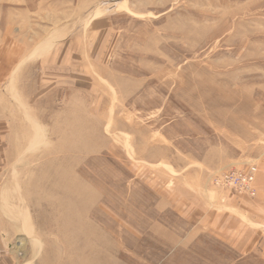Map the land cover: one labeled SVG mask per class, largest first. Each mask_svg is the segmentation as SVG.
Returning a JSON list of instances; mask_svg holds the SVG:
<instances>
[{
  "label": "rangeland",
  "instance_id": "1",
  "mask_svg": "<svg viewBox=\"0 0 264 264\" xmlns=\"http://www.w3.org/2000/svg\"><path fill=\"white\" fill-rule=\"evenodd\" d=\"M5 24L0 264H264L197 210L264 170V0H0Z\"/></svg>",
  "mask_w": 264,
  "mask_h": 264
},
{
  "label": "crops",
  "instance_id": "2",
  "mask_svg": "<svg viewBox=\"0 0 264 264\" xmlns=\"http://www.w3.org/2000/svg\"><path fill=\"white\" fill-rule=\"evenodd\" d=\"M0 29H7V25H0ZM4 72L0 71V78L4 76L3 78L6 80L11 74L7 70ZM10 91L9 87H5L4 96L9 97L8 92ZM11 95L12 92L9 98H11ZM5 118L2 121L0 118V143H4V147H7V143L10 144L8 149H11L12 130L8 131L10 123ZM3 129L5 130L3 131ZM3 149L7 150V148ZM3 163L4 161L0 158V175L5 172L4 165L7 162L4 165ZM2 183L0 180V214L3 213L1 204L4 185ZM254 189L255 195L252 198L247 196L240 197L227 204L228 206L212 205L213 200L211 197L209 198L210 195L206 196L203 194L202 203H198L197 210L198 212L200 210L208 213L209 215H206L205 219L212 218V226L216 230L222 231V236L228 239L229 243H232L234 247L249 251L251 247L258 246L264 252V170H258L255 177ZM216 196L218 197L217 194ZM201 208L205 211L201 210ZM217 222L221 223V226L217 225ZM18 228L19 226L12 223V221L11 223L8 221L5 224H0V230L18 231Z\"/></svg>",
  "mask_w": 264,
  "mask_h": 264
},
{
  "label": "built area",
  "instance_id": "3",
  "mask_svg": "<svg viewBox=\"0 0 264 264\" xmlns=\"http://www.w3.org/2000/svg\"><path fill=\"white\" fill-rule=\"evenodd\" d=\"M256 167L250 166L244 170H232L213 180V186L221 190H229L234 193L255 195L254 182L256 176Z\"/></svg>",
  "mask_w": 264,
  "mask_h": 264
},
{
  "label": "bare ground",
  "instance_id": "4",
  "mask_svg": "<svg viewBox=\"0 0 264 264\" xmlns=\"http://www.w3.org/2000/svg\"><path fill=\"white\" fill-rule=\"evenodd\" d=\"M6 236H7V235H6ZM6 236H4L5 239H6ZM27 237H30V236H27ZM27 237H26V238H27ZM9 238H11V237H9ZM26 238H25V239H26ZM7 240H9V239H7ZM10 240H11V239H10ZM27 240H28V238H27ZM3 241H4V240H3ZM9 242H10V241H9ZM25 242H26V241H25ZM28 242H29V241H28ZM31 245H32V243H31ZM25 247H27V245H26ZM39 247H40V246H38V245L36 244V242H34V244H33L34 252H37V251L39 250ZM17 248H20V247H17ZM25 249H26V248H25ZM15 251H17V250H15ZM23 251H25V250H23ZM20 252H21V250L18 249L17 255L21 257L23 254H22V252H21V253H20ZM44 258H45V257H44ZM7 259H8V258H7Z\"/></svg>",
  "mask_w": 264,
  "mask_h": 264
}]
</instances>
